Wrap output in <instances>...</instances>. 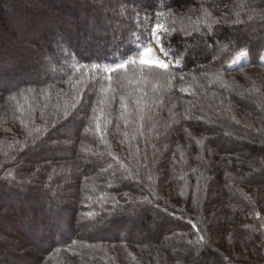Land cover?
Masks as SVG:
<instances>
[{
  "label": "trees",
  "instance_id": "obj_1",
  "mask_svg": "<svg viewBox=\"0 0 264 264\" xmlns=\"http://www.w3.org/2000/svg\"><path fill=\"white\" fill-rule=\"evenodd\" d=\"M263 48L264 0H0V264H264Z\"/></svg>",
  "mask_w": 264,
  "mask_h": 264
},
{
  "label": "snow or ice",
  "instance_id": "obj_2",
  "mask_svg": "<svg viewBox=\"0 0 264 264\" xmlns=\"http://www.w3.org/2000/svg\"><path fill=\"white\" fill-rule=\"evenodd\" d=\"M160 15H163V13L157 14V16H160ZM166 31L167 30L164 29L163 25L161 24H156L153 28L148 29V35L145 38V41L142 42L141 46L136 49V51L139 53V56H140V60H139L140 65L144 66L146 64V61L144 59L145 55L153 51V49H151L150 47L145 46L146 44H150L153 42L157 43L160 45L161 54L164 55L165 58L171 55V53H169L168 49L164 46V43H163L162 37ZM244 55L245 53L242 52L240 56H237L235 60H233L232 64H238L240 62L241 57ZM261 59L264 60V57H261ZM173 63H175L177 66L179 64L178 61H174ZM136 64H137V59L135 57H129L122 62L116 63L115 66H101V65L93 63L91 64L90 69L92 73L103 72L106 74H111V73H117L120 70L125 69L126 66L128 65H136ZM151 66L166 70L169 67V64H166L162 60H157ZM231 66L232 65H229V67ZM87 68H88L87 65H79L78 67H76L75 70L79 72L81 71V69H87ZM181 79H183V77H181ZM197 119H199V117H197ZM190 226L193 228V230H196L195 225H190Z\"/></svg>",
  "mask_w": 264,
  "mask_h": 264
},
{
  "label": "rangeland",
  "instance_id": "obj_3",
  "mask_svg": "<svg viewBox=\"0 0 264 264\" xmlns=\"http://www.w3.org/2000/svg\"><path fill=\"white\" fill-rule=\"evenodd\" d=\"M135 40H136V42H138V47H140L141 46V43L142 42H144L143 41V39L142 38H140V37H137V38H135ZM145 46H147V47H150L151 49H153V51L151 52V53H148V54H146L145 55V57H144V59H145V61H146V64H149V65H153L154 64V62L155 61H157V60H162V61H164L166 64H172L173 62H174V60L172 59V58H170V57H167V58H165V56L164 55H162L161 54V50H160V45L159 44H157V43H150V44H146ZM243 53H245V55L244 56H242L241 57V59H240V62H244V61H246V60H248V53H246L247 51H242ZM242 52H240L237 56H240V54L242 53ZM236 56V57H237ZM235 57V58H236ZM261 57H264V48H263V52H262V54H261ZM136 58V57H135ZM137 59H138V61L140 60V56H137ZM235 60V59H234ZM122 61H124V60H119L118 62H116V63H119V62H122ZM262 61H264V60H262ZM239 62V63H240ZM116 63H114V64H110V65H108V66H115V64ZM5 79H6V76H5ZM12 200H14V199H11V201ZM56 211V210H55ZM57 213V212H56ZM68 215H66L65 217H67ZM57 221V219L56 218H53V219H51V221ZM50 221V222H51ZM49 227L50 228H52V227H54V229H56V228H60L61 227V229L63 228V226H61V225H59V224H56V226H51V225H49ZM111 229V227H108L106 230L108 231V230H110ZM19 264H26V262L24 261V259H20L19 260Z\"/></svg>",
  "mask_w": 264,
  "mask_h": 264
}]
</instances>
